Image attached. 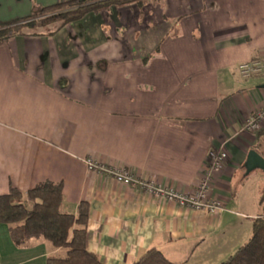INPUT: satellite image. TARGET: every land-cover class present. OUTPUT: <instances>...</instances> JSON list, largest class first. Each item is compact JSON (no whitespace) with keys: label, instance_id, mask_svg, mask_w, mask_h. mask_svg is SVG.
<instances>
[{"label":"crops","instance_id":"crops-1","mask_svg":"<svg viewBox=\"0 0 264 264\" xmlns=\"http://www.w3.org/2000/svg\"><path fill=\"white\" fill-rule=\"evenodd\" d=\"M68 0H0V23ZM82 1V0H80ZM264 57V0H147L61 26L38 25L0 44V196L51 180L66 209L90 207L87 249L103 264H132L155 248L177 264H221L264 218V75L239 66ZM213 216L91 173L86 161L190 193L213 152ZM254 175V182L250 183ZM48 246L17 248L0 224V264H47Z\"/></svg>","mask_w":264,"mask_h":264},{"label":"trees","instance_id":"trees-1","mask_svg":"<svg viewBox=\"0 0 264 264\" xmlns=\"http://www.w3.org/2000/svg\"><path fill=\"white\" fill-rule=\"evenodd\" d=\"M147 0H68L42 7L23 20L0 23V44L33 28L36 24H67L83 19L90 12L111 6L142 5ZM64 184L45 180L22 192L11 187L0 196V224L8 227L17 248H28L36 241L47 243V264H103L87 249V225L90 207L82 202L77 213L66 209ZM132 264H177L152 248ZM221 264H264V218L254 222L252 237Z\"/></svg>","mask_w":264,"mask_h":264},{"label":"built area","instance_id":"built-area-1","mask_svg":"<svg viewBox=\"0 0 264 264\" xmlns=\"http://www.w3.org/2000/svg\"><path fill=\"white\" fill-rule=\"evenodd\" d=\"M239 74L242 78L264 75V57L241 64L239 66ZM263 123L264 108L254 112L245 119L243 130L247 133H256L262 128ZM228 161L229 155L226 151L213 152L209 157L203 175L190 193H181L169 189L157 184L152 179L138 178L126 167L105 165L93 159H87L86 164L91 173L99 174L117 184L138 187L149 196L174 202L195 211H206L213 216H218L225 208L219 199L211 196L213 177L227 165Z\"/></svg>","mask_w":264,"mask_h":264},{"label":"water","instance_id":"water-1","mask_svg":"<svg viewBox=\"0 0 264 264\" xmlns=\"http://www.w3.org/2000/svg\"><path fill=\"white\" fill-rule=\"evenodd\" d=\"M245 176H249L255 171H261L264 174V157L261 156L256 150L249 151L247 160L244 164Z\"/></svg>","mask_w":264,"mask_h":264},{"label":"rangeland","instance_id":"rangeland-1","mask_svg":"<svg viewBox=\"0 0 264 264\" xmlns=\"http://www.w3.org/2000/svg\"><path fill=\"white\" fill-rule=\"evenodd\" d=\"M260 130H261V129H260ZM260 130H259V131H260ZM257 132H258V131H257ZM257 132H256V133H257ZM251 134H254V133H251ZM253 180H254V175L251 176V178H250V183H252ZM253 182H254V181H253Z\"/></svg>","mask_w":264,"mask_h":264}]
</instances>
